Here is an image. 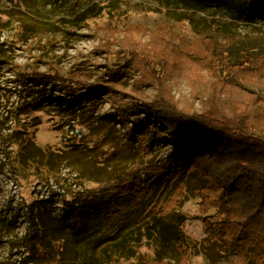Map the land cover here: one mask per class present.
<instances>
[{
    "label": "rangeland",
    "instance_id": "obj_1",
    "mask_svg": "<svg viewBox=\"0 0 264 264\" xmlns=\"http://www.w3.org/2000/svg\"><path fill=\"white\" fill-rule=\"evenodd\" d=\"M132 33L152 50L173 44L178 67L147 70L127 54ZM206 37L232 61L264 57V0H0V264H182L177 231L187 264H240L215 225L224 214L203 211L205 179L188 162L143 170L175 149L178 129L118 115L159 95L183 113L227 117L253 95L264 100V87L244 80L216 94L208 68L193 82L188 55ZM132 170L146 190L113 215L109 187Z\"/></svg>",
    "mask_w": 264,
    "mask_h": 264
},
{
    "label": "trees",
    "instance_id": "obj_2",
    "mask_svg": "<svg viewBox=\"0 0 264 264\" xmlns=\"http://www.w3.org/2000/svg\"><path fill=\"white\" fill-rule=\"evenodd\" d=\"M128 40L127 54L143 61L147 70H155L159 76L173 72L183 56L165 39L156 41L154 50L133 33L128 35ZM188 58L193 82L197 83L202 69L208 68L217 78L216 94L227 90L226 82L244 80L264 87V57L247 55L232 61L223 44L206 37L192 46ZM42 76L36 74L32 79L40 81ZM233 110L231 117L211 110L183 113L170 98L159 95L150 102L132 101L125 109L120 108L118 115L128 118L133 111L143 113L137 126L143 127L153 116L178 129L175 149L163 162L149 164L143 170L165 173L169 171V163L181 167L188 162L192 171L205 179L203 211L216 207L224 214L215 225L225 235L237 261L264 264V100L253 95L234 105ZM139 172L132 170L126 179L110 185L108 209L113 215H124L127 205L139 204L146 190ZM64 209L77 217L81 207L67 201ZM172 238L180 254L179 261L187 264L190 250L183 232H174ZM145 264L169 263L163 258H154Z\"/></svg>",
    "mask_w": 264,
    "mask_h": 264
}]
</instances>
